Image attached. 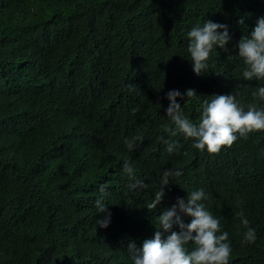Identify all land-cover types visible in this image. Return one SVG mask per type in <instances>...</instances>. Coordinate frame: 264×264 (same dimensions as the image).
<instances>
[{
  "label": "trees",
  "instance_id": "trees-1",
  "mask_svg": "<svg viewBox=\"0 0 264 264\" xmlns=\"http://www.w3.org/2000/svg\"><path fill=\"white\" fill-rule=\"evenodd\" d=\"M260 17L264 0H0V264H130L129 242L154 238L158 212L145 207L152 187L126 194V158L148 185L182 169L161 207L204 188L232 241L230 264H264V131L219 154L182 135L171 138L179 155L163 144L170 90L197 93L178 100L194 122L213 95L254 102L264 81L242 78L236 45ZM204 20L227 24L233 39L198 76L186 35ZM134 136L129 152L123 140ZM101 184L107 229L96 224ZM241 209L255 244L240 243Z\"/></svg>",
  "mask_w": 264,
  "mask_h": 264
},
{
  "label": "clouds",
  "instance_id": "clouds-1",
  "mask_svg": "<svg viewBox=\"0 0 264 264\" xmlns=\"http://www.w3.org/2000/svg\"><path fill=\"white\" fill-rule=\"evenodd\" d=\"M238 23L244 25L241 18ZM227 24L204 20L197 23L187 32V58L191 60L193 71L200 76L208 73L211 58L217 49L229 52L232 43ZM238 58L244 68L242 78L247 81H264V17L257 19L255 28L245 34L236 45ZM183 57V56H182ZM233 56L229 55L228 60ZM129 87H134L129 85ZM163 90V88L161 89ZM239 92L228 95H213L204 99L199 119L193 121L185 114L178 100H198L194 90L184 93L170 90L166 94L169 106L166 110L167 119L172 127L164 125L169 139L163 140L169 155L180 154L181 145L175 139L182 135L192 140V147L200 152L219 154L222 149L231 148L236 142L248 139L255 132L264 131V85L257 87L252 93L253 103L244 104L238 99ZM161 106V105H160ZM142 138L134 136L125 138L123 143L129 152L135 150ZM122 173L127 177L126 194L139 193L149 187L154 189V198L145 207L149 212H158L155 217L154 238L146 239L138 248L135 241L127 247L130 264H230L233 254L232 241L228 231L224 230L222 217L214 215L206 205L210 199L204 188L192 189L186 198L177 197L170 207H161L170 183L177 184L173 178L183 177L182 169L164 170L157 176L158 182L145 184V180L137 176V170L130 158L123 162ZM109 193L107 186L99 185L98 196L94 207L100 219L96 220L98 228L107 229L111 224V212L106 202ZM239 223L242 246L255 244L256 228L251 226L243 209L236 214ZM187 221V222H186ZM179 229L176 231L175 229Z\"/></svg>",
  "mask_w": 264,
  "mask_h": 264
}]
</instances>
